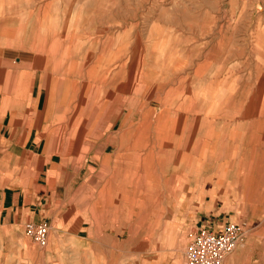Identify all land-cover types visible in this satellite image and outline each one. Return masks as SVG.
<instances>
[{"label": "rangeland", "instance_id": "1", "mask_svg": "<svg viewBox=\"0 0 264 264\" xmlns=\"http://www.w3.org/2000/svg\"><path fill=\"white\" fill-rule=\"evenodd\" d=\"M0 35L1 104L14 98L17 111L11 119L0 109L1 181L32 190L50 168L57 182L49 185H59L50 186L51 220L40 222L49 226L47 245L38 247L21 228L0 230V264H186L194 230L230 222L244 231L231 264H264V134L256 133L252 146L242 135L264 120L257 79L264 74L257 68L264 61V0H0ZM142 102L144 116L137 111ZM251 116L254 123L234 129ZM144 117L146 123L187 118L183 142L190 145L221 137L207 165L189 172L173 194L161 184L155 202L161 219L147 208L150 216L129 221L118 184L129 169L103 159L124 153L115 149L120 136L135 139ZM156 167L152 174L160 178Z\"/></svg>", "mask_w": 264, "mask_h": 264}, {"label": "bare ground", "instance_id": "2", "mask_svg": "<svg viewBox=\"0 0 264 264\" xmlns=\"http://www.w3.org/2000/svg\"><path fill=\"white\" fill-rule=\"evenodd\" d=\"M78 19V18H77ZM63 30V29H62ZM64 41V40H63ZM74 41V40H72ZM73 44V43H72ZM65 50V49H64ZM72 52V51H71ZM255 57V56H254ZM49 59V58H48ZM47 59V60H48ZM45 63V62H44ZM48 63V62H47ZM49 64V63H48ZM75 62L71 61L68 66L72 67L74 66ZM144 65V64H143ZM240 65V64H239ZM19 66V65H18ZM17 66V67H18ZM25 67V66H24ZM257 68L259 70L264 69V61H258V65ZM52 70V69H51ZM258 71V70H257ZM258 75L259 77H257V79H259V84L260 87H264V74H261V71ZM243 74V73H242ZM17 75V72H16ZM16 75H14V77H16ZM141 75V74H140ZM24 76V75H23ZM241 76V75H240ZM51 77V76H50ZM139 77V76H137ZM248 77V76H247ZM18 78V77H17ZM141 78V77H140ZM19 79V78H18ZM57 79V78H56ZM250 79V78H249ZM256 79V80H257ZM16 80V78H15ZM14 80V81H15ZM49 80V79H48ZM51 80V79H50ZM54 80V78H53ZM141 80V79H140ZM172 81V80H171ZM246 81V80H245ZM30 82V81H29ZM50 82V81H49ZM48 82V83H49ZM56 82V81H55ZM132 82V80H131ZM130 82V83H131ZM125 83V82H124ZM134 83V82H133ZM138 83V82H137ZM257 83V82H256ZM258 84V85H259ZM30 85H32V83L30 82ZM48 85V84H47ZM131 85V84H130ZM46 86V85H45ZM134 86V85H133ZM257 86V85H256ZM122 87V86H121ZM128 87V86H127ZM124 88V87H123ZM130 89V87H128ZM132 88V87H131ZM134 88V87H133ZM257 88V87H255ZM16 89V88H15ZM138 89V88H137ZM102 90V88L100 89ZM253 90V89H252ZM12 90L10 89V94ZM14 91V90H13ZM125 93H130V90H125ZM138 92V90H136ZM261 91V90H260ZM102 92V91H101ZM161 92V91H160ZM228 92V91H227ZM253 92V91H252ZM255 92V91H254ZM69 95V93H68ZM3 96V95H2ZM258 96V94H257ZM6 97V96H5ZM92 97V96H91ZM127 97V96H126ZM252 97V95H250V98ZM70 98V97H69ZM125 98V97H124ZM123 98V99H124ZM249 98V99H250ZM136 98H134L135 100ZM138 99V98H137ZM201 99V98H200ZM5 100V99H4ZM3 100V101H4ZM86 100V99H85ZM91 100V99H90ZM125 100V99H124ZM133 100V101H134ZM149 100V99H148ZM203 100V98H202ZM205 100V99H204ZM252 100V99H250ZM222 101V100H221ZM67 102V101H66ZM203 102V101H202ZM249 102V101H248ZM254 103V102H253ZM259 103V102H258ZM54 104V102H53ZM68 104V102H67ZM134 104V103H132ZM200 104V103H199ZM193 105V104H192ZM248 105V103H247ZM51 106V105H50ZM54 106V105H53ZM161 106V105H160ZM52 107V106H51ZM67 108V106H65ZM70 107V106H69ZM208 107V106H207ZM144 108H145V103H139L138 104V108L137 111L138 112H143V114L141 116H144ZM47 109V108H46ZM53 109V108H52ZM69 109V108H68ZM195 109V108H194ZM224 109V108H223ZM229 109V108H226ZM245 109V108H244ZM258 109V108H257ZM49 110V109H48ZM156 110V109H155ZM190 110V109H189ZM206 110V109H205ZM204 110V111H205ZM247 110V109H245ZM69 111V110H68ZM67 111V112H68ZM118 111V110H117ZM136 111V110H135ZM196 111V110H195ZM194 111V112H195ZM198 111V110H197ZM233 111V110H232ZM235 111V110H234ZM65 112V111H64ZM177 112V111H176ZM191 112V113H194ZM243 112V111H242ZM259 116L262 115V111L259 110ZM46 113V112H45ZM66 113V112H65ZM190 113V112H189ZM199 113V112H198ZM197 113V116H198ZM201 113V112H200ZM205 113V112H204ZM209 113V112H208ZM49 114V113H48ZM52 114V113H51ZM58 114V113H57ZM226 114V113H225ZM46 115V114H45ZM50 115V114H49ZM64 115V113H63ZM152 115V114H151ZM179 115V114H178ZM194 115V114H193ZM233 115V114H231ZM238 115V114H236ZM87 116V115H86ZM181 116V115H180ZM205 116V115H203ZM48 117V116H47ZM65 117V116H64ZM179 117V116H178ZM59 118V117H58ZM63 118V117H62ZM89 118V117H88ZM199 118V117H198ZM197 118V119H198ZM249 118V117H248ZM247 119V121L242 120L239 122H235L233 123L234 129L237 131H241L242 127L244 125H250L248 124L251 120H252V116L250 119ZM54 119V118H53ZM53 119H49L53 121ZM154 119V118H153ZM200 119V118H199ZM202 119V118H201ZM205 119V118H204ZM203 119V120H204ZM44 120V119H43ZM58 121V119H57ZM140 121V118H139ZM209 121V120H208ZM236 121V119H235ZM55 122V121H54ZM181 120L177 121L176 118L174 119H161L157 118L154 120V122H149L146 123L145 121V117L143 118L142 121H140L138 123V131L133 133V135H137L135 137V139H133L131 141V137L130 135H127V132H124L125 135H127V138H125V135L120 136L121 139V144L118 143V147H115L116 151L119 150L120 148H124L125 151L122 155H120L118 152H115L114 155L113 153L104 158L103 161L104 163H108L111 159H114V165H124L125 168H128L129 171L126 170H121L119 177L121 179V181H118V184H120L121 187V191H122V200L124 205L127 207L125 209H123V212L127 213V216L129 217V221L130 219H132L134 216H140L143 215V213H146L147 208H149L150 212H156L155 215V219H161V213L159 212V208L157 209V204L156 202V197L159 196V188L162 186L165 188V193L169 194L172 192V194L174 193V188L176 187L177 183H179V185L181 186V184H185V182L187 181V177H188V173L189 172H193L198 170L200 167L207 165L208 163V156L209 155H214V148H213V144L215 143H219L220 137H216L214 135H210V136H204L205 138L203 140H201L200 138L196 139L195 141H193L190 145V143L188 141H186L185 143L183 142V140H185V138L187 137V135H185V128L187 125V118H185V120L182 122V127L181 126ZM195 122V121H194ZM197 122V120H196ZM252 123L255 122L254 126L249 127L248 130H246L245 133H242V135L248 136L251 139H249L248 141V146L251 145L252 146V137L258 133L259 131H263L262 134H264V120L263 121H251ZM262 122V123H261ZM97 123V122H96ZM177 123H179L178 125H176ZM251 123V124H252ZM51 124H53L51 122ZM93 124V123H92ZM141 124V125H140ZM196 124V123H195ZM199 124V122H198ZM258 124H261L258 125ZM100 125V124H98ZM111 124H109V128H113L114 125H112L110 127ZM258 125V126H257ZM64 126V125H63ZM133 126V125H132ZM198 126V125H197ZM99 127V126H98ZM225 130L224 131H232L231 129H229L230 124H224ZM95 130L97 128L94 127ZM199 129L205 128L203 126V124L199 125L198 127ZM217 127L215 126L213 128V130H216ZM108 129V128H107ZM195 129V127H194ZM198 129L199 133L200 130ZM62 130V129H60ZM206 132V134H210L208 132V130H203ZM223 131V132H224ZM243 132V131H242ZM98 133V132H96ZM178 133V134H177ZM191 134V133H190ZM227 134V133H226ZM235 134V132H232L230 136L234 137L233 135ZM62 135V134H61ZM95 135V134H94ZM190 136V135H189ZM83 137V136H82ZM96 137V136H95ZM133 137V136H132ZM199 137V136H198ZM203 137V136H201ZM216 137V138H215ZM98 138V136H97ZM227 140H230V138L228 139L227 136L224 137ZM244 138V137H243ZM126 139V140H125ZM215 139H217V142L215 141ZM237 139V138H236ZM235 139V140H236ZM234 140V141H235ZM264 140V138H263ZM114 141V140H113ZM232 141V140H231ZM230 141V143H232ZM238 141V140H237ZM84 142V141H83ZM116 142V141H115ZM223 142V141H222ZM263 142V141H262ZM183 143V144H182ZM96 144V143H95ZM229 144V143H228ZM247 144V143H246ZM217 145V144H216ZM232 145V144H231ZM235 145V144H234ZM233 145V146H234ZM79 146V145H78ZM115 146V145H114ZM209 148L208 153H206V148ZM238 146V145H237ZM104 149H106L108 147V144H105V146H103ZM230 147V146H229ZM243 148V146L241 147ZM230 149V148H228ZM217 150V149H216ZM232 150V149H231ZM188 151V152H187ZM229 151V150H228ZM232 152V151H231ZM96 153V152H95ZM231 154V153H230ZM194 155V156H193ZM221 155V154H219ZM79 156V155H78ZM81 156V155H80ZM165 156H171V159L169 160L168 164H165L164 161H162V157ZM222 156V155H221ZM221 156L217 157V159L214 158L215 162H218V160L221 159ZM195 157V158H194ZM212 157V156H211ZM223 157V156H222ZM81 158V157H80ZM213 158V157H212ZM109 159V160H108ZM236 159V158H235ZM234 159V160H235ZM79 160V159H78ZM222 161V160H221ZM220 163V162H219ZM219 163L217 165H219ZM165 164V166H164ZM229 164V163H228ZM168 165V166H167ZM173 165H177V166H173ZM221 165V164H220ZM158 167V170L160 171L159 174H161L160 178L156 175L154 177V174L152 169L154 167ZM195 166L197 168H195ZM119 167V166H118ZM117 167V168H118ZM123 167V168H124ZM157 167L155 169H157ZM112 168V167H111ZM124 168V169H125ZM139 168H143L144 172L141 173L139 170ZM204 168V167H203ZM133 169V171L131 170ZM135 169V170H134ZM131 171V172H130ZM155 171V170H154ZM117 172V170H116ZM110 173V172H109ZM118 174V173H117ZM158 174V173H157ZM107 178V177H106ZM118 178V177H117ZM116 180V178H115ZM106 182V181H104ZM110 180H109V184H110ZM108 184V185H109ZM184 189V188H183ZM145 191V192H143ZM99 194V193H98ZM101 195V194H100ZM105 197V196H104ZM150 199L149 202V206L147 207L146 203H145V199L146 198ZM102 199V198H101ZM155 203V205H154ZM91 206V205H90ZM115 207V206H114ZM119 212L120 208H117ZM109 210V209H108ZM107 210V211H108ZM116 211V210H115ZM158 213V214H157ZM145 215L150 216V214L146 213ZM144 215V216H145ZM145 218V217H144ZM86 219V218H85ZM90 219V218H89ZM142 219V217H141ZM97 220V219H96ZM140 220V219H139ZM138 220V221H139ZM94 221V220H93ZM142 221H145L142 219ZM161 222V221H160ZM116 223V222H115ZM137 223V222H136ZM140 223V222H139ZM137 223V224H139ZM143 223V222H142ZM136 224V225H137ZM144 225V224H143ZM142 225V226H143ZM150 227V226H149ZM148 227V228H149ZM134 228V227H133ZM140 228V226H139ZM137 228V229H139ZM101 229V228H99ZM136 230V227L133 231ZM95 233V232H94ZM99 233V230H98ZM137 233V231H136ZM129 235V234H128Z\"/></svg>", "mask_w": 264, "mask_h": 264}, {"label": "crops", "instance_id": "3", "mask_svg": "<svg viewBox=\"0 0 264 264\" xmlns=\"http://www.w3.org/2000/svg\"><path fill=\"white\" fill-rule=\"evenodd\" d=\"M0 59H1V45H0ZM1 89H2V78L0 80V90ZM34 92H35V96H34V102L33 104H31L32 105L31 111L33 112L35 111L36 113L38 112L42 89L37 88L35 89ZM36 96H37V99H35ZM13 102H14V98H13V101L10 102V104H8L7 106H3L1 104V98H0V109L1 107H4L6 109L4 112V115H6L7 111L9 110L11 119L13 118L12 116L17 112L16 107L14 106ZM48 102H49V99L47 95V100L45 102L44 109L43 111H41V113H43L45 110V107L48 106ZM11 105L14 107L12 111L10 110ZM36 116H38V114H36ZM2 119L3 118L0 117V143H1V135H2L1 133L3 132V120ZM45 123H48L46 125L47 127H49V121ZM2 154L3 153L1 152V148H0V164L3 163ZM4 154H5L4 156L12 155V153L10 152L4 153ZM51 156L52 155L46 157L47 160H46V163L44 164L46 167L48 164H51L52 162L50 161ZM41 169H44V168L41 167ZM49 169L50 168L44 171L43 177L39 179L41 183L40 184L35 183L34 186L31 187L32 190L21 188L19 185H9V184L5 185L1 181L2 177H0V230H7V231L15 232L16 230H19L20 228L22 230L26 223H40V222H43V220L46 218L51 220L50 214H52L54 210L51 207V197H54L53 194H51L52 192L51 187L57 188L59 185L57 186L49 185V182H55V183L57 182L56 177L50 178ZM242 247H244V245L242 244L237 245L236 248L224 258V261L222 264H231L234 261V259L237 258L238 256L237 252L242 251L240 250V248ZM184 260H185V255H184Z\"/></svg>", "mask_w": 264, "mask_h": 264}, {"label": "built area", "instance_id": "4", "mask_svg": "<svg viewBox=\"0 0 264 264\" xmlns=\"http://www.w3.org/2000/svg\"><path fill=\"white\" fill-rule=\"evenodd\" d=\"M24 235L38 247H45L48 241L49 226L46 223H26ZM243 228L237 223H226L218 230L204 226L194 230L185 250L186 264H222L241 241Z\"/></svg>", "mask_w": 264, "mask_h": 264}]
</instances>
